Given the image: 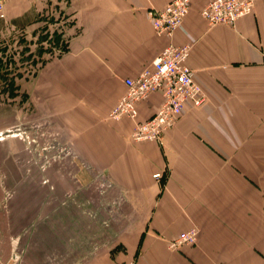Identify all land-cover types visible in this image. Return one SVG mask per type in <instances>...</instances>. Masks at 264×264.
I'll return each mask as SVG.
<instances>
[{
    "label": "crops",
    "instance_id": "1",
    "mask_svg": "<svg viewBox=\"0 0 264 264\" xmlns=\"http://www.w3.org/2000/svg\"><path fill=\"white\" fill-rule=\"evenodd\" d=\"M169 1L67 0L65 50L17 84L30 125L0 102V264H264V0L214 26L201 15L210 0H191L173 41L191 43L208 98L187 102L163 143L134 141L131 119L109 117L125 78L167 46L148 10ZM43 6L6 0L5 12L36 26ZM162 102L141 101L139 119ZM192 227L195 244L170 247Z\"/></svg>",
    "mask_w": 264,
    "mask_h": 264
},
{
    "label": "built area",
    "instance_id": "2",
    "mask_svg": "<svg viewBox=\"0 0 264 264\" xmlns=\"http://www.w3.org/2000/svg\"><path fill=\"white\" fill-rule=\"evenodd\" d=\"M6 0H0V16H4ZM257 0H210L201 9L202 17L209 26L234 25L238 19L254 12ZM191 9V0H170L162 7H151L148 16L154 32L165 36L169 42L164 49L137 76L127 77L126 90L111 109L113 120L129 118L134 127V141L163 143L166 132L184 113L187 102L200 107L208 95L197 81L194 69L188 64L191 43L177 44L173 37L177 30L184 29V19ZM160 92L163 102L157 111L145 120L139 119V103L154 93ZM159 177L160 173L154 175ZM199 230L192 227L183 231L170 242L178 248L198 241ZM125 264H136L134 260Z\"/></svg>",
    "mask_w": 264,
    "mask_h": 264
},
{
    "label": "rangeland",
    "instance_id": "3",
    "mask_svg": "<svg viewBox=\"0 0 264 264\" xmlns=\"http://www.w3.org/2000/svg\"><path fill=\"white\" fill-rule=\"evenodd\" d=\"M44 6L39 9L38 25L27 23L23 27L16 25L4 12L7 37L0 41V102L7 103L10 108L16 101L19 111H22L23 128L28 127L31 111L35 106L30 103L26 90L19 88L23 77L31 76V71L41 67L51 54L65 50L66 35L61 34L66 24L73 20V14L68 10L67 0H43ZM8 17V18H7ZM55 48V49H54ZM54 49V50H53ZM55 51V52H54ZM54 52V53H53ZM18 89V90H17ZM17 97V98H15ZM4 105V104H3ZM42 186V187H41ZM39 187L45 189V185ZM25 191V187L23 189ZM47 195H36L38 206H46ZM25 197V195H24ZM26 200H23L25 203ZM35 202H37L35 200ZM30 201H28L29 206ZM24 206V207H26ZM25 235L27 233L24 232ZM28 264V263H24Z\"/></svg>",
    "mask_w": 264,
    "mask_h": 264
}]
</instances>
